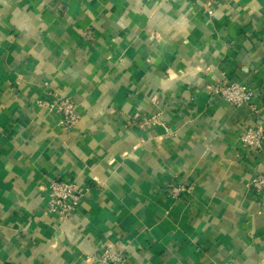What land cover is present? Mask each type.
<instances>
[{
    "label": "crops",
    "instance_id": "crops-1",
    "mask_svg": "<svg viewBox=\"0 0 264 264\" xmlns=\"http://www.w3.org/2000/svg\"><path fill=\"white\" fill-rule=\"evenodd\" d=\"M225 82L257 113L214 98ZM256 122L264 0H0V264H264ZM55 181L82 187L70 219Z\"/></svg>",
    "mask_w": 264,
    "mask_h": 264
},
{
    "label": "built area",
    "instance_id": "built-area-1",
    "mask_svg": "<svg viewBox=\"0 0 264 264\" xmlns=\"http://www.w3.org/2000/svg\"><path fill=\"white\" fill-rule=\"evenodd\" d=\"M219 0H208L213 5ZM214 98L226 101L235 109L250 108L257 113L256 105L253 102L255 91L247 85L233 83H221L211 88ZM51 110L60 116V124L66 131L73 130L80 121V115L75 103L66 97H57L52 103H48ZM240 142L246 151L247 157L257 155L264 148V128L259 122L249 126L240 136ZM80 185L72 181H55L51 183L49 190L48 211L58 214L62 219L73 217L79 205L81 197ZM250 189L258 198L264 197V173L255 175L250 181ZM191 188L184 185L171 187V196L176 199L184 193H190ZM108 260L120 262L119 256L106 254L102 257V263L107 264Z\"/></svg>",
    "mask_w": 264,
    "mask_h": 264
}]
</instances>
